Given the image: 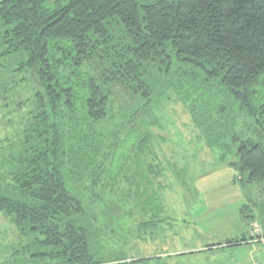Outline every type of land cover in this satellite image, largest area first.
I'll use <instances>...</instances> for the list:
<instances>
[{
    "label": "trees",
    "instance_id": "trees-1",
    "mask_svg": "<svg viewBox=\"0 0 264 264\" xmlns=\"http://www.w3.org/2000/svg\"><path fill=\"white\" fill-rule=\"evenodd\" d=\"M20 51L41 88L22 155L0 186V213L31 264H118L129 257L117 243L154 237L167 221V177L141 121L171 86L215 133L211 146L232 121L207 91L226 88L254 119L223 139L235 153L232 183L264 188V0H1L0 58ZM154 65L165 79L160 95L148 80ZM116 93L140 107L108 153L102 124ZM260 209L249 216L264 224Z\"/></svg>",
    "mask_w": 264,
    "mask_h": 264
},
{
    "label": "rangeland",
    "instance_id": "rangeland-1",
    "mask_svg": "<svg viewBox=\"0 0 264 264\" xmlns=\"http://www.w3.org/2000/svg\"><path fill=\"white\" fill-rule=\"evenodd\" d=\"M151 1L139 0L141 3ZM116 29L120 35L124 33V28L122 30L118 24ZM27 60L26 51L0 58V186L3 187L22 155L25 130L37 105L36 93L41 88ZM148 80L154 92L160 95L165 79L157 66L151 69ZM171 87L158 96L151 115L141 121L144 130L150 132L163 177H167L164 184L169 217L157 227L154 237L117 243V248L129 257L118 264H249L242 259L264 260L263 242L249 238L252 228L260 221L249 215L258 217L260 205L264 204V188L253 185L244 191L232 185L235 171L229 163L235 153L225 151L226 141L223 145L229 131H249L254 119L239 112L226 88L209 89L207 92L214 103L227 105L232 121L222 124L218 130L222 137L220 146H211L208 137H216L215 133L197 124L190 106ZM120 96L113 94L110 119L101 123L102 149L104 152L108 149V153L119 127L140 107L135 99ZM150 116L156 117L160 126L153 125L155 118ZM121 149L119 147V152ZM126 169L131 170L130 166ZM78 172L75 171L77 176ZM244 235L248 236L244 244L234 245L233 240ZM224 241L230 250L220 251ZM249 241L253 244H245ZM217 242L223 243L210 244ZM254 245L257 248L254 249ZM205 246L211 250H202ZM26 250L13 220L0 213V264H31Z\"/></svg>",
    "mask_w": 264,
    "mask_h": 264
},
{
    "label": "crops",
    "instance_id": "crops-1",
    "mask_svg": "<svg viewBox=\"0 0 264 264\" xmlns=\"http://www.w3.org/2000/svg\"><path fill=\"white\" fill-rule=\"evenodd\" d=\"M232 185H233V186H236V187H239L238 185H235V184H233V183H232ZM247 232L249 233V228L247 229ZM248 233H247V235H248ZM247 237H248V236H247ZM247 237L244 235L242 238H244V239H248ZM242 238H241V239H242ZM236 240H238V239H236ZM236 240H233V242L235 243L234 245H243V244H244V241L242 242V244H239V243L237 244ZM224 242H225V243H223V242H217V243H210V244H219V243L222 244V243H223V246L220 247V249H221L220 251H222V250H224V251L230 250V248H228L229 246L226 245V244H227L226 241H224ZM221 244H220V245H221ZM245 244H247V245H252L253 243H251V242L249 241V242H245ZM220 245H219V246H220ZM230 245H231V244H230ZM257 245H258V244H257ZM206 246H208V244H207ZM206 246H205L202 250H206V249H207V250H211V249H208V247H206ZM260 246H261V245H260ZM262 246H263V245H262ZM253 247H254V249H255V247L257 248L256 245H254ZM254 249H253V250H254ZM200 250H201V249H200ZM196 251H197V250H196ZM251 258H252V257H251ZM251 258L249 257V260H250V261L248 260V258H247V259H242V260H243V261L246 260L249 264H252L251 262H253V261H255V264H264V260H263V259H262V260H263V261H262V260H260V259H259V260H258V259H256V260L253 259V260H252Z\"/></svg>",
    "mask_w": 264,
    "mask_h": 264
},
{
    "label": "built area",
    "instance_id": "built-area-1",
    "mask_svg": "<svg viewBox=\"0 0 264 264\" xmlns=\"http://www.w3.org/2000/svg\"><path fill=\"white\" fill-rule=\"evenodd\" d=\"M249 238L261 241L264 244V224L260 221L256 223L249 234Z\"/></svg>",
    "mask_w": 264,
    "mask_h": 264
}]
</instances>
